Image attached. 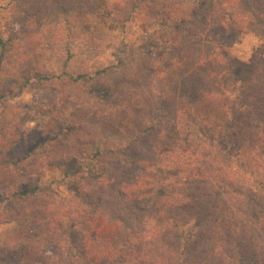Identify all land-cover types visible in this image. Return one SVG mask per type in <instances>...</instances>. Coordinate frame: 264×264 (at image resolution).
I'll return each instance as SVG.
<instances>
[{"label": "trees", "instance_id": "16d2710c", "mask_svg": "<svg viewBox=\"0 0 264 264\" xmlns=\"http://www.w3.org/2000/svg\"><path fill=\"white\" fill-rule=\"evenodd\" d=\"M12 1L18 23L34 19L42 52L25 57L0 36V82L29 71L61 92L102 86L119 64L103 60L114 32L139 19L137 65L158 95L139 104L126 94V125L108 122L121 111L110 103L93 131L79 120L55 134L24 128L0 101V201L36 200L11 208L16 226L0 243V264H264V180L253 163L264 161V85L244 77L250 64L230 50L252 33L264 65V0ZM75 56V72H48L50 58L70 67ZM36 140L58 145L28 150ZM51 163L74 189L30 183Z\"/></svg>", "mask_w": 264, "mask_h": 264}, {"label": "rangeland", "instance_id": "374dc122", "mask_svg": "<svg viewBox=\"0 0 264 264\" xmlns=\"http://www.w3.org/2000/svg\"><path fill=\"white\" fill-rule=\"evenodd\" d=\"M15 5L12 0H0V36L5 39H11L15 43V47L18 45L25 53V57L33 55L35 52L41 51L37 45V34L32 33V29L35 26L33 18H26L23 22H17L14 19ZM139 19L129 20L125 23L123 32L115 31L114 38L108 44L106 48L103 60L109 62L110 60H117L118 68L110 74H106L105 77H101L99 82L102 86H94L92 88L86 85L75 86L73 88H66L63 92L57 91L51 88L49 85L38 78V74L33 72H25L21 75L14 77H8L0 82V94L3 98L0 101H7L12 104L18 110L21 116V124L24 128H46L51 134H55L59 130L70 126L71 122L79 120H86L88 123L83 126L89 131H93L99 124L98 120H105L107 115V106L110 103L116 104L121 110L112 116L108 121L114 124L116 120L121 121L123 124H127L128 115L123 116L122 108L127 105L128 96L133 99L135 103L141 104L139 101L143 97L150 101V103L156 102L157 87L152 81L150 72L137 65V59L142 56L145 42V33L139 26ZM27 38L25 42L19 44L21 38ZM260 39L254 34L248 33L234 42L231 47V53L233 56L239 58L245 63L250 64L251 71H243L246 79H261V84L264 85V65L258 59V53L256 52L260 44ZM28 44L32 45V48L28 47ZM74 52L79 50L74 49ZM44 56V54H43ZM80 56V55H79ZM79 56L70 62V67L64 65L62 61L56 58H50L49 65L47 64L49 73H60L63 69L75 72L77 68V59ZM27 64L26 62H24ZM121 65V66H120ZM72 66V67H71ZM255 71V73H254ZM253 81V80H252ZM125 83V86L119 83ZM118 85L117 94L111 97L109 88ZM75 85V84H72ZM124 90V91H123ZM129 90V91H128ZM58 115L59 121L55 126L51 123L53 116ZM131 117L132 114L129 113ZM129 116V117H130ZM246 117V114L244 115ZM242 117V119L244 118ZM64 118L67 119V123ZM70 120V122H69ZM63 123V124H62ZM241 123L240 125H242ZM192 131L204 133L202 129L195 126H190ZM240 128V126H239ZM245 128V127H244ZM205 129V128H204ZM247 130L252 129L245 128ZM69 141L60 140V144H67ZM58 145V142H49L46 140H36L31 143L27 148L33 149L34 152H40L47 149L48 146ZM78 146V144H76ZM81 147V145L79 146ZM37 149V150H36ZM42 149V150H40ZM247 158L249 159L248 155ZM250 160V159H249ZM32 161V160H31ZM85 164V167L92 165V161L84 159L81 161ZM254 165H258L255 169H259V173H255L259 178L264 180V161H253ZM69 164H67L68 166ZM71 167L76 165H70ZM93 167H89V173L93 174ZM65 170V169H63ZM44 177L30 182L31 184L37 182L41 186L42 190H59L65 192V189L69 187L74 189V182L71 179L65 177L54 164H49L44 169ZM262 172V174H261ZM36 200H29L20 202L15 199H6L0 201V243L5 237L9 239V232L11 227L15 228L13 221L7 222V218L10 216L11 208H24L33 204ZM251 225V224H250ZM254 227V226H253ZM1 246V245H0ZM44 255L50 259L53 258V248L48 246L43 249ZM13 259H17V255H12Z\"/></svg>", "mask_w": 264, "mask_h": 264}]
</instances>
